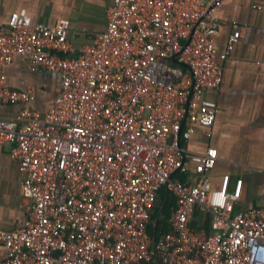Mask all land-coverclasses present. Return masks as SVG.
<instances>
[{
	"label": "built area",
	"instance_id": "obj_1",
	"mask_svg": "<svg viewBox=\"0 0 264 264\" xmlns=\"http://www.w3.org/2000/svg\"><path fill=\"white\" fill-rule=\"evenodd\" d=\"M221 2L113 0L105 30L77 51L67 20L33 22L21 9L0 22V105H21L0 118V144L10 145L27 199L20 224L0 228V264H264V207L236 209L228 174L212 187L216 150L189 154V168L182 146L214 123L205 92L222 85L239 36L217 51ZM16 56L58 75L46 111L27 106L33 86L5 85ZM160 189L175 205L154 240ZM196 208L210 233L191 228Z\"/></svg>",
	"mask_w": 264,
	"mask_h": 264
},
{
	"label": "crops",
	"instance_id": "obj_2",
	"mask_svg": "<svg viewBox=\"0 0 264 264\" xmlns=\"http://www.w3.org/2000/svg\"><path fill=\"white\" fill-rule=\"evenodd\" d=\"M112 1L0 0V22L5 23L10 13L21 9L26 10L33 22L52 25L67 20V37L77 51L105 30L106 12ZM215 16L220 23L215 37L219 53L224 51L233 32L238 31L239 36L222 63V85L218 90L205 92L216 104L214 123L208 129L196 126L190 138L182 143L185 162L192 168L189 154L215 149V165L209 172L212 187L217 188L221 176L228 174L229 190L238 194L236 209L264 207V0H222ZM3 74L4 83L10 88L34 87L35 100L27 106L41 112L52 106L60 91L57 74L30 69L18 56L3 68ZM20 107V104L0 105V118L13 116ZM180 176L184 179L183 174ZM21 181L22 174L18 162L10 155V145L0 144L1 229H12L25 218L27 199L21 193ZM205 222L210 230L209 214L196 208L192 223L204 229ZM5 255V248L0 245V261Z\"/></svg>",
	"mask_w": 264,
	"mask_h": 264
},
{
	"label": "trees",
	"instance_id": "obj_3",
	"mask_svg": "<svg viewBox=\"0 0 264 264\" xmlns=\"http://www.w3.org/2000/svg\"><path fill=\"white\" fill-rule=\"evenodd\" d=\"M177 177L183 179V177H181L180 175L176 174ZM166 199V193L164 189H160L159 190V202L157 204V206L155 207L153 216L151 218L150 224L148 225V231L149 233H153L154 227H155V218L158 214V210L160 205L163 203V201ZM174 199L172 196H168L165 202L164 207L161 210L160 216H159V220L156 226V237L159 236L160 233H164L167 232L170 227H169V215L171 213V211L174 208ZM205 231L207 233H210L209 227H208V223L205 222V224L203 225ZM191 228L192 229H198V227L196 226L195 223H191Z\"/></svg>",
	"mask_w": 264,
	"mask_h": 264
},
{
	"label": "water",
	"instance_id": "obj_4",
	"mask_svg": "<svg viewBox=\"0 0 264 264\" xmlns=\"http://www.w3.org/2000/svg\"><path fill=\"white\" fill-rule=\"evenodd\" d=\"M172 60H173L174 62H176L175 58H172ZM168 195H169V193H168V191H166V199H167ZM166 199H165V200L163 201V203L160 205L159 210H158V214H157V216H156V218H155V227H154V230H153V239H154V240H155V237H156V226H157V223H158V220H159V216H160L161 210H162V208H163L164 205H165Z\"/></svg>",
	"mask_w": 264,
	"mask_h": 264
}]
</instances>
